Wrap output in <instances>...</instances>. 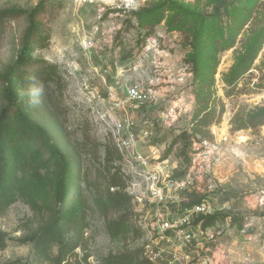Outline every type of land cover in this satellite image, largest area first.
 <instances>
[{"label":"rangeland","instance_id":"obj_1","mask_svg":"<svg viewBox=\"0 0 264 264\" xmlns=\"http://www.w3.org/2000/svg\"><path fill=\"white\" fill-rule=\"evenodd\" d=\"M40 2L51 38L44 48L34 42L33 56L56 65L58 77H33L21 87L19 104L47 138H25L13 160L24 183L39 174L42 183L39 196H18L0 215L10 238L0 264L33 260L32 244L17 239L54 217L47 139L74 166L68 203L87 212L86 243L77 252L88 264L144 250L154 224V177L168 195L166 212L194 211L191 259L183 264H264V124L249 120L264 105V0H0V11H27L4 25L0 76L17 60L28 12ZM4 86L0 79V113L7 109L16 128L19 106L4 98ZM133 86L141 98L126 101ZM205 110L209 125L196 118ZM126 117L135 122L130 148L122 137ZM113 173L132 197L119 210L111 202ZM198 206L205 211L195 212Z\"/></svg>","mask_w":264,"mask_h":264},{"label":"trees","instance_id":"obj_2","mask_svg":"<svg viewBox=\"0 0 264 264\" xmlns=\"http://www.w3.org/2000/svg\"><path fill=\"white\" fill-rule=\"evenodd\" d=\"M44 2H40L28 12L30 25L27 31V38L20 51V54L10 69L0 76L5 84L4 98L10 103L18 104L17 117L18 125L14 128L10 124L7 109L0 113V215L14 203L18 196H26L33 200L39 196V185L42 183L41 174L34 177L30 182L24 183L16 174L13 158L20 154L25 138L31 135H41L45 139L47 133L43 127L32 122L22 104H19L20 89L33 77L39 78L42 82H57V66L48 63L44 59L33 56L34 42L40 47H47L51 38L50 32L45 28L39 19V14L44 10ZM27 11L12 7L0 11V38L4 31V25L13 16L25 14ZM259 49V48H258ZM257 50L251 52L243 60L242 66L256 58ZM39 64L34 71L30 68ZM236 73V74H237ZM235 74L234 77H237ZM209 111H198L196 118L201 124L209 125L211 120ZM251 125L264 124V105L259 106L250 116ZM197 133L203 135L202 131L196 129ZM18 136V137H17ZM19 141V142H18ZM46 144L50 150V157L47 159L54 168V217L51 222L36 229L32 233L20 237L17 241L21 244H32L33 260L22 261L16 259L6 264H88L87 257H79L77 249L84 248L86 243L85 232L88 227L87 212L84 208L78 207L74 201L68 203L72 192V179L74 166L66 153L62 152L54 143ZM38 154L39 152H35ZM37 174V172H36ZM111 187H116L112 193V205L115 209H121L125 204L130 203L131 195L125 191L126 184L121 174L113 173ZM115 228V227H114ZM116 235V233H115ZM8 233L0 229V249L6 248L9 240ZM141 256V257H140ZM107 264H153L143 256V250L135 253H126L111 256Z\"/></svg>","mask_w":264,"mask_h":264},{"label":"built area","instance_id":"obj_3","mask_svg":"<svg viewBox=\"0 0 264 264\" xmlns=\"http://www.w3.org/2000/svg\"><path fill=\"white\" fill-rule=\"evenodd\" d=\"M139 98H141V94L138 87H129L126 92V101L133 102ZM123 102V100H116L114 106L121 107ZM125 122L123 144L130 148L135 145V134L131 129L135 122L127 117ZM137 159L143 161V156L138 154ZM150 192V198L155 204L154 224L150 242L144 247L143 256L153 264H183V260L188 263L191 256L186 249L192 243L189 229L194 211L178 216H172L170 212H166L164 208L168 202V195L164 191V187L159 185L157 177H154L152 181ZM203 211L205 208L201 206L195 209V212ZM167 252H173L174 256L169 259L166 255ZM202 262H205L203 264H214L213 258H205Z\"/></svg>","mask_w":264,"mask_h":264}]
</instances>
